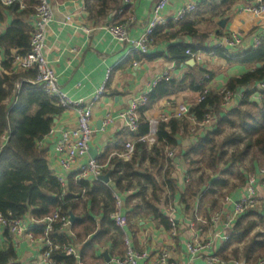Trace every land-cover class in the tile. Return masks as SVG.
I'll list each match as a JSON object with an SVG mask.
<instances>
[{"label":"trees","instance_id":"trees-1","mask_svg":"<svg viewBox=\"0 0 264 264\" xmlns=\"http://www.w3.org/2000/svg\"><path fill=\"white\" fill-rule=\"evenodd\" d=\"M54 1L62 3L66 0ZM221 1L222 4H228L225 10L227 12L238 0ZM95 2L98 7L96 18L114 15L115 19L119 20L128 10V7H123L124 0H95ZM39 3L40 0H23L24 9H21L19 3L11 8L0 6V23L3 24L8 17L12 19L11 25L0 38V62L4 55L5 62L1 64L4 71L11 70L12 51L21 55L29 52L32 29L27 22L35 15ZM179 26V31L164 36L162 35L164 28H157L152 36L153 45L157 40L169 42L182 36L192 40L206 38L199 36L196 22L188 21ZM188 50L192 54L198 51L194 45L181 43L173 46L168 51L167 60L185 64L190 58L186 56ZM214 51L218 57L226 58L225 50L217 48ZM135 59L138 60L134 57L129 63ZM235 60L236 63L250 69L243 76L231 79L225 86L230 92L245 90L239 104L232 110L223 112L221 97L218 94L209 93L201 104L195 105L191 110L197 122H201L205 115L210 114L214 118L212 127L214 130L208 131L203 138H198L182 154V159L192 167L191 170H187V174L194 176L200 173L204 166L212 172L214 177L219 174L222 179L216 180L200 175L197 181L198 186L192 185L187 188V193L181 195L187 212L193 211L192 209L203 197L207 198L206 202L211 201L216 205L213 196L217 191L228 188L229 177H234L237 183L231 185L227 194H239L245 189L247 182L245 174L240 173L245 159L249 155L252 162L264 158V91L257 89L258 84H264V39L257 48L245 52ZM29 73L30 75L26 77L0 74V216L11 215L14 219H22L30 214L41 219L52 215L57 210L61 215H73L77 220L71 225V241L67 235L56 236L55 239L61 244L72 242L75 247H81L80 259L56 252L51 255V260L55 264H97L100 259L96 257L95 245L109 233V230L103 227L97 234V223L91 217L87 207L89 202L96 203L97 196L103 195L104 198L99 206L104 210V226L110 224L108 217L115 208L112 191L99 182L93 184L78 182L76 174L70 177L65 185H62L55 177L47 152L40 149L38 144L49 135L54 119L64 110L58 107L42 88L21 82L23 78L35 79V73ZM201 75L206 76V72L198 70L197 73L193 72L181 80L172 79L158 83L147 95V105L138 111V130L132 132L130 137H119V143L125 146L129 138L134 141L147 136L150 126L145 117L146 113L161 100L179 93L188 81H191L190 90L202 95L204 88L200 87L198 81ZM207 75L209 80L205 83V87L211 81L210 74ZM16 84H20L19 90L16 89ZM256 93L262 96L259 102L252 99ZM8 99L10 102L6 104ZM188 124L190 123L178 120L159 124L155 135L156 144L151 149L153 152L151 158L148 157L147 145L137 143L135 153L129 162H124L117 157L108 160L112 154L110 148L101 157V162H98L101 165L107 164L104 175L111 173L115 189L122 193L133 188L134 180L139 186L142 185L140 187L143 190L148 186L151 187V199L148 201L143 199V207L134 209L135 211H132L130 215H138L139 209L144 208L145 216L158 221L166 231H171L172 227L169 219L160 211L162 198L167 192L173 196L178 192L177 183L171 176L174 164L172 159L168 158L166 150L180 148L178 134L183 132L186 135ZM5 133H9V141L2 146L1 138ZM230 148L231 153L228 152ZM116 149L120 150L118 147ZM147 158L151 159V167L154 170L157 168L158 175L146 171L143 174L139 173L141 162ZM221 165L223 167H220ZM235 165L238 167H236L237 171L233 170ZM165 166L167 169L164 176L158 180ZM125 181L127 185H122ZM227 194L221 195L222 198ZM111 225L114 226L113 223ZM257 228L259 231L254 233ZM38 233L41 235L40 232ZM92 235L95 238L90 240ZM112 238L110 240L113 242L114 238ZM242 244L244 245L242 256L246 261L264 257V213L254 211L238 218L232 227L228 241L216 252V256L222 260H228L230 254L238 257L239 249L235 247ZM119 247L117 257L123 258L125 255L123 244L120 243ZM230 248L233 249L228 254ZM15 261L16 256L12 248L7 252L0 251V264H16Z\"/></svg>","mask_w":264,"mask_h":264},{"label":"crops","instance_id":"crops-1","mask_svg":"<svg viewBox=\"0 0 264 264\" xmlns=\"http://www.w3.org/2000/svg\"><path fill=\"white\" fill-rule=\"evenodd\" d=\"M158 1L124 0L123 7H128V10L122 18L117 20L114 15H109L106 18H96L98 7L95 0H66L62 3L51 0L53 21L47 30L44 55L50 63V68L58 78L61 90L71 100L89 107L92 111L94 135L89 146L90 149L97 151V162H101V157L108 148L112 150L108 160L112 157L118 158V154L124 151V145L122 146L119 143V137H130L132 132L129 130L128 121L122 116L128 111L133 102L138 101L143 95L149 94L154 89L152 85L158 79L168 74L170 80H181L193 72L197 73L198 70H202L206 72V75L210 74L211 77L206 89L210 93L218 94L231 79L239 78L250 70L248 67L236 63L235 59L245 52L255 49L254 39L258 32L264 37V20L256 17L251 11L256 0H238L227 12L225 10L228 4H222L221 0H170L161 13V18L167 21L165 26H160L164 28L162 35L174 34L180 30V24L190 21L196 22V30L199 36L206 38L205 40H192L189 37L182 36L169 42L157 40L147 55L133 52L129 42L122 43L111 34L110 28L120 26L129 19H134L128 31V38L131 42L140 41L145 36L146 30L153 20V9ZM188 6H193L195 12L186 15L182 21L176 22L178 14ZM11 23L12 19L10 17L3 24L0 23V38L5 34ZM27 23L31 25V18ZM232 34H238L241 39V45L235 50H229L222 46L223 40L229 38ZM181 43L196 46L197 53L204 55L202 62L192 64V60L189 58L185 64H177L167 60L169 49ZM219 46H222L221 50H225L226 58H220L215 54L214 50ZM15 53L17 52L12 51V55ZM134 57L138 60L135 59L129 63ZM4 62L5 57L2 55L0 74L24 75V77L30 75L29 72L17 71L13 66H11V70L4 71L1 66ZM192 69L194 70L192 71ZM203 76L205 77V75H201L198 78L199 82L202 81ZM33 80L23 78L21 82L31 84ZM190 84L191 81H188L179 93L155 104L146 113V120L148 122L153 119L159 120L162 116L171 118L184 108L191 112L198 99V93L190 90ZM103 85H106L104 97L99 101H94L96 92ZM106 115L112 118V123L104 129L102 128V121ZM77 118L78 115L75 110L63 111L53 121V133L44 140L43 149L48 154L53 174L56 178L65 177V184H67L70 177L78 174L80 166L91 159L88 155L68 171H63L58 166L60 153L57 150V145L61 133L67 129L75 128ZM188 125L186 135L183 132L178 134L180 148L172 149L174 153L170 158L174 164L173 179L177 181L178 192L175 196L167 192L162 198L160 206V211L165 217L169 220L170 218L176 220L175 237L172 235V230L166 231L158 221L146 217L144 208L139 209L138 215H130L132 211H135L134 209H138L139 206L143 207V199L147 201L151 199V187L148 186L143 190L141 189L142 185L140 187L137 181L134 180L132 183L133 188L122 193L115 189L112 175L109 173V184L106 185L101 181L99 183L112 191L114 201L115 196L120 198L122 202L121 213L126 215L128 219L131 218V220H128V227L125 231L111 225L113 223L111 217L117 212L115 201L114 212L108 217L110 224L104 226V210L99 206L104 198L103 195L97 196L96 203L89 202L87 209L97 223V234L103 227L105 230H109V233L105 234L95 245L96 257L100 259L97 264H108L103 257L104 253H108V257L112 261L111 264H113L114 259L118 258L119 255L120 243L123 244L126 252L124 243L126 236L131 239L134 251L140 255L146 253L149 256L148 264L155 262L164 251L169 252L171 260L178 264H204L203 259L192 262V258L184 251L185 245L192 241L206 240L212 241L214 249L219 250L224 244L217 238L222 235L220 229L214 231L212 237L211 234H208L209 236L207 234L202 235L196 232L195 229L192 230V212H187L181 199V195L185 194L183 181L187 179V167L181 158L182 154L192 145V142L194 144L198 138H203L210 131L209 129L198 128L195 137H192L193 125L191 123ZM201 132L205 133L201 134ZM131 140L133 139L129 138L128 142ZM116 147L120 150H117ZM170 151L166 150L167 156ZM147 152L148 157L151 158L153 156L151 147H148ZM178 152L180 156L177 155ZM150 158L141 162L140 174H143L144 171L155 172L150 165ZM122 185H127V182H123ZM243 191L235 194L232 200L236 201L243 194ZM38 232L36 230L32 232L33 240L25 236L16 238L8 233H1L0 251L7 252L12 248L16 256V264H43L41 259L42 249L38 243L40 238ZM216 234L218 236L214 239ZM70 236L72 237L71 231ZM111 237L114 238L113 242L115 244L110 240ZM94 238V235L90 236V240ZM81 249L78 246L77 256L75 257L77 260L80 259ZM204 254L208 255V252ZM138 264H146V262L138 260Z\"/></svg>","mask_w":264,"mask_h":264},{"label":"built area","instance_id":"built-area-1","mask_svg":"<svg viewBox=\"0 0 264 264\" xmlns=\"http://www.w3.org/2000/svg\"><path fill=\"white\" fill-rule=\"evenodd\" d=\"M170 0H159L153 9V20L150 23L148 29L145 32V36L138 42H131L128 38V31L134 22V19H129L127 22L120 26H114L110 28L111 34L120 42H129L132 51L138 52L143 55L149 53L150 48L153 46L154 41L152 36L156 29L160 26H165L167 21L161 18V13L165 10ZM19 3L21 9L25 8L23 0H0V6L3 8H11L15 4ZM128 3V2H126ZM252 13L264 20V1L256 0L254 6L251 8ZM195 8L193 6H188L182 10L175 20L176 22L182 21L186 15L194 13ZM121 13V12H120ZM53 21V8L51 0H40L38 7L36 8V13L31 17V39L29 52L25 55L15 53L12 55V66L18 71L23 72H34L35 79L31 83L34 86H38L43 89L46 95H48L52 100H54L58 107L67 110H75L77 112V125L73 129H67L61 133L60 141L57 145V150L60 153L58 158V166L63 171H68L70 168L77 164L78 161L86 158L89 155L90 142L92 141L94 131L92 129V111L89 107L71 100L60 88L58 84V78L54 71L50 68V63L44 55V50L46 47V35L49 25ZM264 39L263 35L258 32L254 39V48H257L261 40ZM241 45V39L238 34H232L229 38L223 40L222 46H225L229 50H235ZM219 46L218 48H221ZM186 56L194 62H202L203 56L200 53L192 54L189 50L186 52ZM170 77L166 74L164 77L158 79L152 88H155L158 83L162 81H169ZM209 80V76L206 75L200 82V87L204 88L202 95H198V99L195 105L201 104L205 97L210 93L206 87L205 83ZM16 89H20V84L16 85ZM258 91H264V84L260 83L257 85ZM251 90V89H249ZM106 92V85L100 87L96 92L94 101H99L104 97ZM147 95H143L138 101L133 102L129 107L128 111L122 116L128 121L129 130L135 132L138 130V111L139 109L145 107L148 103ZM221 97V109L223 112H227L236 107L244 93L242 90L239 92H230L226 88H223L218 92ZM262 96L260 94H254L252 97L253 101L259 102ZM8 99L5 103H9ZM14 105V104H13ZM172 119L183 121L187 120L193 125L192 133L195 132L196 128L211 130L213 127L214 118L208 114L205 115L201 122H197L194 114H192L186 108L181 109L180 112L171 118L165 116L160 117L159 120H150L149 134L145 137H141L137 140L130 141L124 146V151L118 154V158L122 159L124 162H129L134 153L135 146L137 143L146 144L148 147H153L156 144V132L159 124L169 123ZM112 123V118L106 115L102 121V128H108ZM52 130L49 135L52 134ZM48 135V136H49ZM45 137L39 144L38 147L42 150L44 146ZM9 141V133H5L1 138V145L5 146ZM173 151L168 153V158L173 156ZM107 165H101L97 160L89 159L78 170L76 180L78 182H86L93 184L99 182L100 178L104 176V171ZM62 185H65V177H57ZM247 184L243 191V194L239 196L236 201L227 200L228 204H231L229 208L223 213H219L212 220V226L215 230V226L221 227L219 238L224 243L228 241L230 235H226L224 231L232 230L235 221L250 212H253L259 202H264V159L262 168H258L257 171L247 176ZM116 209L117 212L111 217L115 227L121 231H125L128 227V218L126 215L121 213L122 202L118 196H115ZM222 217V219H220ZM170 223L172 227V235L175 237L176 230V220L170 218ZM71 221L70 216L61 215L60 211L57 210L52 215L46 216L41 219H37L32 215H27L22 219H14L9 215V217L0 216V234L8 233L12 237L20 238L27 237L33 240V231H39L41 233L38 243L41 245L42 254L41 259L43 264H55L51 260V255L56 252H62L66 256H77V247L73 245L72 242L61 244L55 237L61 235H67L70 237L71 231ZM216 226V227H217ZM218 230V229H216ZM215 230V231H216ZM131 239L125 237V247L126 252L123 258H116L113 264H138V260L146 262L148 264L149 256L146 253L138 254L132 248ZM200 242V241H199ZM189 242L185 245V253L192 258V262L197 259H203L204 264H237L235 262H227L216 256L217 249H214V243L212 241H206L205 243ZM208 252V255L204 253ZM151 264H178L177 262L171 260L170 253L167 251L162 252L158 259ZM257 264H264L263 261H259Z\"/></svg>","mask_w":264,"mask_h":264},{"label":"rangeland","instance_id":"rangeland-1","mask_svg":"<svg viewBox=\"0 0 264 264\" xmlns=\"http://www.w3.org/2000/svg\"><path fill=\"white\" fill-rule=\"evenodd\" d=\"M186 122H189V121H186ZM210 129H211V131L214 130V128H210ZM197 130H198V128L195 130L194 133H191L192 137H195V133H197ZM204 133L205 132H203V133L201 132V134H204ZM192 144H193V142H192ZM151 149H152V147H151ZM228 152L229 153L232 152L231 148L228 149ZM177 155L180 156V153L178 152ZM263 159H259L258 161L252 162L251 155H249L245 159V161L243 163V166H241L242 168L240 169V173H242L243 175L245 174L246 179H247V176L254 174L255 171H256V169L262 168V166H263ZM185 166L187 167V170H189V169L191 170V168H192L191 165L190 164L187 165L186 162H185ZM220 167H223V165H221ZM236 167H237L236 165L233 166V170L237 171L236 170ZM156 169H155V172H153V173L155 175H158ZM166 169H167V167L165 166L164 169L161 170V174H160V177L158 178V180L161 178V176L162 177L164 176V172L166 171ZM153 170H154V168H153ZM173 173H174V171L172 172V175H171L172 178H174V174ZM200 175H202L203 177H207V178H210L211 177V178L216 179V180L222 179V176L219 175V174H217L214 177L212 175V172L210 170L205 169L204 166H203L200 173H198V174H196L194 176H189L187 174V179L183 181V184L185 186V188L183 189L184 190V193H187V188L192 187V185L194 187L198 186L197 181H198V178H199ZM226 178H228V177H226ZM229 179H230V185L228 186V188L225 189V190H223V191H217V193L213 196V199L216 200V205H214L213 203H211V201L206 202L207 198L203 197L202 199H200L198 201V204H196V207H194L192 209L193 210V211H191L192 212V227H193L192 230L195 229L196 232H199L202 235L203 234H207V235L208 234L209 235L211 234V237L214 235L213 232L216 229L222 230L221 227L217 226L218 224L216 225L217 227L215 226V230H214V228L212 226V220H213V218L216 215H219L220 212L223 213L224 211H226V209L229 208L230 205H231V204H228V201L227 200H229V199L232 200L233 199V196L235 195V193H231V194H227V193H228V189L231 188V185H234V184L237 183V180L234 177H229ZM246 184H247V182H246ZM226 194H227V196L224 197V198H222L221 195H226ZM254 211H257L259 213L261 212L263 214L264 213V202H259L257 204L256 208L254 209ZM220 219H222V217H220ZM257 231H259V228H257L254 231V233L257 232ZM224 233H226L227 236L228 235H231V229L230 230H227V231H224ZM217 236H218V234H216L214 236V239ZM200 242L205 243L206 240H201ZM200 242H198V243H200ZM222 243H224V242L222 241ZM215 248H216V246H215ZM235 248H238L239 249V255H238V257H234V256H232V254H230L229 259L228 260H224V261H227V262H235L237 264H257L259 261H263L264 260V257H262V258H258L257 260L256 259H253L252 261H246V259L242 256L244 245L242 244V245H239V246H237ZM232 249L233 248H230L229 249L228 254L232 251Z\"/></svg>","mask_w":264,"mask_h":264},{"label":"water","instance_id":"water-1","mask_svg":"<svg viewBox=\"0 0 264 264\" xmlns=\"http://www.w3.org/2000/svg\"><path fill=\"white\" fill-rule=\"evenodd\" d=\"M191 63L194 64V61H191ZM188 65L191 66L190 63H188ZM257 67H260V66H257ZM244 92H245V90H242V93H244ZM89 156L91 157V159L95 160L96 157H97V151H96V150H93V149H90V150H89ZM100 181H101L102 183L108 185V184H109V181H110V175L108 174V175L102 176V177L100 178ZM76 220H77V219H76L73 215H70V221H71L72 224H73ZM103 257L106 259V261H107L108 264H111V263H112L111 259L108 257V253H104V254H103Z\"/></svg>","mask_w":264,"mask_h":264}]
</instances>
